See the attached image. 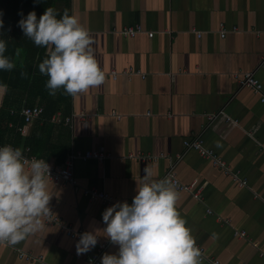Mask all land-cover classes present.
Returning a JSON list of instances; mask_svg holds the SVG:
<instances>
[{
  "label": "crops",
  "instance_id": "1",
  "mask_svg": "<svg viewBox=\"0 0 264 264\" xmlns=\"http://www.w3.org/2000/svg\"><path fill=\"white\" fill-rule=\"evenodd\" d=\"M23 1L17 8L0 5L4 26L12 28L6 38L19 44L18 56L9 49L6 55L22 64L36 48L21 35L19 13L35 11L39 18L44 11ZM65 1L50 0L51 7L60 13ZM70 14L92 36L104 82L75 96L62 90L49 95L47 76L38 70L45 57L37 56V83L28 84L29 90L8 87L0 98V145L20 146L26 157L56 166L88 151L106 155L102 161L78 158L76 185L48 179L49 216L74 231L103 229L101 214L108 206L87 198L83 189L130 204L144 167L153 179L173 168L181 184L201 189L199 199L177 189L176 204L204 252L201 264H264V0H70ZM129 28L141 31L131 36L125 33ZM246 72L262 83V94L241 88ZM24 106L44 113L26 123ZM56 116L62 121H54ZM68 117L74 119L66 124ZM197 136L227 171L185 150L184 141ZM43 219L44 228L27 240L0 244V264H87L97 252L96 245L78 255L77 240ZM242 231L244 237L237 234ZM117 249L110 242L105 252Z\"/></svg>",
  "mask_w": 264,
  "mask_h": 264
},
{
  "label": "clouds",
  "instance_id": "2",
  "mask_svg": "<svg viewBox=\"0 0 264 264\" xmlns=\"http://www.w3.org/2000/svg\"><path fill=\"white\" fill-rule=\"evenodd\" d=\"M19 15L17 26L24 36L45 49L38 70L47 76L44 86L49 95L62 90L75 96L104 82L92 36L76 16L65 9L58 17L51 6L39 18L35 11ZM3 26L0 13V28ZM6 49V40L0 37V71L15 67ZM7 91L8 85L0 82V98ZM24 152L20 146L0 145V244L16 245L27 240L44 228L43 218L51 215L50 165L43 158H28ZM178 199L174 181L168 177L153 179L151 170L144 167L131 203L117 201L105 208L101 214L105 226L80 233L77 254L93 249L102 232L118 249L103 253L100 264H201L195 238L177 211ZM215 236L213 233L212 238Z\"/></svg>",
  "mask_w": 264,
  "mask_h": 264
},
{
  "label": "built area",
  "instance_id": "3",
  "mask_svg": "<svg viewBox=\"0 0 264 264\" xmlns=\"http://www.w3.org/2000/svg\"><path fill=\"white\" fill-rule=\"evenodd\" d=\"M140 31H141L140 28H138V29L129 28L126 30L125 33L132 36V35H135L137 32H140ZM226 33L227 32H226L225 28L222 27V29L220 31L221 37L224 38L226 36ZM153 34H154L153 32H150L149 36L153 37ZM131 73H133V72H131ZM111 76L114 77V79H116L118 77V73L116 71H112ZM239 83H240L241 88L248 87V88H251L256 93H261V94L263 92L262 83L255 77V75L253 73H249V72L243 73L239 78ZM262 101L264 102V96L262 98ZM43 113H44V108L38 107V106H33V107L24 106L20 112L21 116L24 118L26 123H31L35 119L41 117ZM77 116L79 118H82V119L87 118V115H84V114H78ZM73 119H74V117H68V118L64 119V122L66 124H69L72 122ZM53 120L58 121V122L62 121L60 116L54 117ZM184 148L186 151H196L200 156L211 160L213 162L214 166L222 168L226 171L228 170L225 162H223L219 157H217V155L212 150H210L209 148L206 147L204 139L201 136H197V137H193V138L185 140L184 141ZM78 158L97 159V160L102 161L106 158V155L101 151L95 150V151L85 152L84 155H72V157H70L65 162V164L62 166L50 165L48 163L50 165V178L49 179L54 181V182H58V183H64V184L69 183L72 185H76L77 181H76L75 176H74V164ZM165 177H168L169 179L174 181L176 184V188L178 190L191 193L193 196H195L198 199H199V197H201V189L199 188V189L195 190V185L181 184L178 181L176 174L173 171V168L168 170ZM240 185L243 186V185H245V183L242 181V182H240ZM83 194L87 198H89L90 200H99L108 207L111 206L113 203H115L114 198L109 193H107L105 191H100L99 189H96V188L83 189ZM46 221L49 224H58V225L62 226V228L65 230L66 234L69 237H71L72 239L78 240L80 233L83 232V231H74V230L66 227V225H64V224L62 225V223L60 222V220L57 217H53V216L46 217ZM237 234H239V236H241V237H244L246 235V233L243 231L240 233H237ZM109 243H110L109 241L102 242L98 238L97 252L94 255H91L87 259V264H100V257L108 248ZM198 248H199L200 252H203L202 249H200V247H198ZM21 256L26 257L27 259H30V257H27L25 254H21ZM205 260H206L205 257L201 256V262H203ZM209 261L211 264H220L219 261L214 260V259H210Z\"/></svg>",
  "mask_w": 264,
  "mask_h": 264
},
{
  "label": "trees",
  "instance_id": "4",
  "mask_svg": "<svg viewBox=\"0 0 264 264\" xmlns=\"http://www.w3.org/2000/svg\"><path fill=\"white\" fill-rule=\"evenodd\" d=\"M22 2L24 3L23 0H0V5L7 4V5H11V6L17 8V7L21 6ZM27 2L30 3L31 8L38 6V7H42L45 10V8L52 6L50 3V0H39V2H37V0H28ZM65 9H67L69 15H71L70 14V0L65 1L64 10ZM13 10L14 11H12V15L13 16L17 15V13H16L17 9H13ZM64 10H62L60 13H57V16L59 17L64 12ZM43 12L44 11H42V13ZM40 15H41V13H40ZM11 29L8 27H5V26H3V28H0V37H2V38L5 37L6 43H7L6 53H7L8 49L15 52L19 48V44L9 43V41L6 38V36L8 35V31H11ZM14 30L17 31V33H15V34H17V35L20 34V33H18V29L14 28ZM20 31H22V30L20 29ZM21 35H24L23 32L21 33ZM23 38L26 39L27 37L24 36ZM26 41H28L27 46L30 45V46L36 48V49L33 48L32 51H30L31 56L29 55V57L25 59L23 64L21 61H15L13 59V61L15 62V67L13 68L11 75H8V71H0V82L6 83L8 85V87L23 88L22 86H24L26 90H29L28 84H30L31 82H33V84L37 83V77L33 74L34 73V65L33 64H35V62H36L35 60H36L37 56H40V57L46 56L45 55V49L43 47L34 46L33 42L28 38L26 39ZM27 67H30V68H28L30 70L27 71ZM18 69L23 70L24 71L23 73H25V75L22 76L21 74L17 73L16 70H18ZM65 98H66V96L64 95V96H62L61 99H65ZM1 134H2V126H0V136H1Z\"/></svg>",
  "mask_w": 264,
  "mask_h": 264
}]
</instances>
